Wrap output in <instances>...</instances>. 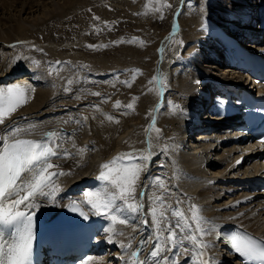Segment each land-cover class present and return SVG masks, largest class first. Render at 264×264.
I'll list each match as a JSON object with an SVG mask.
<instances>
[{"label":"bare ground","instance_id":"1","mask_svg":"<svg viewBox=\"0 0 264 264\" xmlns=\"http://www.w3.org/2000/svg\"><path fill=\"white\" fill-rule=\"evenodd\" d=\"M72 1L26 0L27 5L21 7L19 13H16L17 15L6 16L2 25H0V82L3 83L0 84V88L19 84L21 87L28 88L27 95L32 101L29 107L19 108L10 120H6L5 126L12 122H16L25 128L29 124H34L36 127L33 134L22 138L37 140L42 139L43 133L48 131L75 132L76 135L73 137L76 144L75 148L72 147V141L64 140L60 143L63 148L68 149L73 154L80 148L85 149L82 155H73L70 158L53 157V164L59 165V168L50 171H64L71 174L54 178L59 186L56 200L41 198L38 201L39 207L35 212L40 215L49 214L51 216L61 210L68 201L78 200L80 202L84 199L83 193L92 189L91 185L94 184V179L99 176L102 164L124 153L136 152L137 156L142 153L144 156L149 157V162L146 169L141 172L137 185V200L141 199L139 195L141 192L144 194L142 199L144 213L141 217H134L132 214L126 213L125 215L128 216L131 224L129 226L115 225L117 232L123 231L125 235H113L114 242L108 243L107 241L109 245H117L118 250L115 252H120L117 257L121 263H119L117 257L115 258L116 253H113L107 256H91L94 259L87 260L88 264H125L128 256L121 249L120 240L127 244L132 237H135L132 240V249L129 250L131 251L137 246L142 247L140 245L141 241L149 238L155 239V226L151 219L153 209L156 210L157 216L163 213L171 223L175 224L176 219L172 216L174 207H172L173 204L169 206L170 202H168L174 201L175 196L176 201L182 202L176 203L175 208L179 207L181 211L190 216V206H198L202 209L201 215L208 221L214 222L216 233L224 225L242 224L264 237V199L257 196L253 197L245 190H239V186L235 181L236 178L263 173L264 163L256 160L247 161L243 167L236 166L234 164L235 159L241 154H245L248 160V152L239 145H229L227 137L230 134L220 127L214 129L217 133L214 139L204 140L203 137H206L208 133L192 134L193 139H190V141L187 138L189 134L193 133L190 131V125L194 122L193 118L197 114V110L199 111L201 108L200 101L205 95L203 91L207 89L211 77L221 80L246 78L243 74L235 73V70H232L231 67H225V65L223 68H226L229 74L227 73V76L224 74L215 75V70L219 67V64H217L219 61L213 58V54L216 53L218 56L219 52L217 45H215L217 40L212 39L198 28L201 20L207 17L216 20L212 16L213 14L218 16L225 13H228L231 18H243L245 16L253 20L258 5H261V19L264 20V0L259 2L256 0H196V4L197 2L200 3V8L197 5L193 6L192 2L191 5H183L182 9L184 11L182 12L187 13V15L185 17L183 16L185 13H183L179 19L174 18L176 22L172 25V31L179 30V25H183V32L187 34V39L185 42L180 39V43L176 39L174 48L171 45L166 46V41H164L166 48L164 47L161 50L163 53L162 60L156 53L157 59L152 67L157 75L160 74L159 81L162 87V92L158 93L159 106L156 119L163 126L162 128L165 127L166 130L161 132L162 129L159 130V127L157 128L153 121L149 124L148 121L144 131L140 128L143 131L140 132L141 134L139 128H135L140 125L135 116L132 115L133 110L126 108L123 113L122 110L121 112L118 110L119 107L116 110H109L103 105L97 106L98 108L92 107L95 106L94 104L78 106L79 102L73 104V99L66 100L65 93L63 94L57 90L50 96V91L47 88H39L31 83L33 80L40 78L38 70L30 68L29 72L19 73L18 79L13 77L7 79L8 74L14 72L15 67H20L17 61L14 62L15 64L12 63L14 55H10L9 42L13 41L16 35L26 34V30L30 28L32 21L42 23L43 19L62 14ZM31 2L33 4H29ZM187 7L191 9L188 8L187 10ZM261 47L264 48V46ZM165 53L169 56H164ZM205 57H207L205 59L208 60L207 63L202 62ZM21 58H19L20 61ZM7 66L8 68L5 69ZM232 71L234 72L231 74ZM144 74L140 79L141 81L144 78L141 81L142 83L138 84V81L136 82V87L141 85L142 91L143 89H150L147 86L150 85V82L147 81L149 77L145 78ZM13 75L14 77L17 76L16 74ZM12 79L13 81H11ZM196 80H199L200 83L196 84ZM156 90L157 92L160 91L155 86V93ZM146 98L147 92H142L141 101H146ZM156 100L157 97H155ZM129 115L131 119L123 122L124 117ZM108 116H112L113 119L109 120ZM85 117H87L86 121L84 120ZM75 120H81L82 123L77 124L74 122ZM64 121L69 122L64 123ZM154 121H156L155 118ZM5 126H0V130ZM209 134L211 137L214 135L213 133ZM157 138L160 140V147L156 144L159 141H156ZM126 139L130 140L125 141ZM130 141L133 145L128 146L127 144ZM90 148L94 150H89ZM126 161L127 159L124 160L125 164L128 163ZM136 162L138 161H133V163ZM159 170L166 173V177L161 178L164 181L165 188H169V194L165 196L166 199H164L163 204L153 203L151 199L153 195H160V187L154 184L151 178ZM101 186L100 182L95 188ZM166 203L169 204L166 205ZM84 207L87 212H90L87 205H84ZM141 218L148 219L149 224H138V219ZM111 226V222L107 220L106 229ZM106 229L104 235H102L103 240L112 235L106 232ZM164 234L167 235V233ZM204 240L210 245H214V247L208 248L207 256L198 257L197 264H199L200 259H208L209 257H215L216 264L238 263V261L231 259L230 254L223 247L224 243L217 234L205 236ZM188 243L187 247L191 249V243ZM144 247L146 249L148 246ZM184 254L178 255V264H192L191 260H182ZM110 259L112 260L110 261Z\"/></svg>","mask_w":264,"mask_h":264},{"label":"snow or ice","instance_id":"2","mask_svg":"<svg viewBox=\"0 0 264 264\" xmlns=\"http://www.w3.org/2000/svg\"><path fill=\"white\" fill-rule=\"evenodd\" d=\"M89 47L95 46L89 45ZM35 63L38 66L39 62ZM61 63L57 61L56 65ZM67 83L71 85L73 81L69 79ZM124 83L131 86L128 81ZM195 83L199 84L200 81L196 80ZM27 92L28 88L19 84L0 88V126H5L6 120H10L12 115L28 102ZM92 94L101 95L99 92ZM116 106H120L119 101L116 102ZM127 108L131 109L133 105L128 104ZM108 119L112 120L113 117L108 116ZM84 120L86 121L87 117ZM68 122L64 121V123ZM74 122L82 123L81 120ZM35 127L34 124H29L25 128L12 122L0 130V264H32L35 240L34 216L35 210L39 207L38 201L41 198L55 201L59 186L54 178L71 174L64 171H50L59 168V165L53 164L52 159L53 157L70 158L73 155H82L85 151L84 148H80L73 154L60 143L64 140L72 141V147L75 148L76 144L73 141L75 132L48 131L43 133L40 140L22 138L32 135ZM125 159L128 161L127 164L124 163ZM135 160L139 162L133 163ZM148 162V156L142 153L137 156L136 152H131L102 164L97 177L102 186L85 191L84 199L79 203L74 201L71 205L73 211H79L80 204L87 205L91 215L103 217L111 222L112 226L106 229V232L112 234L107 236L108 243L114 242L113 235H125L123 231L117 232L115 225L131 224L126 213L134 217H141L144 213L142 202L144 194L143 192L139 194L141 199L138 201L137 185L141 172L146 169ZM152 182L160 188L164 187L163 180L159 176L152 177ZM152 200L153 203H164L163 199L156 195H153ZM21 206L24 210H21ZM189 211L190 216L179 207L174 208L172 216L176 219V223L173 224L163 213L157 216L156 210L153 209L151 219L155 226V239L149 238L140 242L142 246L151 247L148 258L151 259L152 264H178V255L184 253H188L186 260L197 264V258L207 256L208 248L214 247L204 240L205 236L217 234L214 222L203 217L202 209L196 205H191ZM80 215L85 220L89 219V215L83 211H80ZM138 224L148 225L149 220L138 219ZM4 229L12 230L10 240L5 239ZM134 239L135 237H132L127 244L120 243L121 249L128 256L125 264H148V258L141 259L143 255L141 246L129 251L132 249ZM185 241L191 243V249L184 246ZM229 243L244 260L264 261V244L252 236L235 235L230 238ZM181 248H183L182 252ZM93 259V257L88 258L89 261ZM83 264H88V261H84ZM199 264H216V258L200 259Z\"/></svg>","mask_w":264,"mask_h":264},{"label":"rangeland","instance_id":"3","mask_svg":"<svg viewBox=\"0 0 264 264\" xmlns=\"http://www.w3.org/2000/svg\"><path fill=\"white\" fill-rule=\"evenodd\" d=\"M195 1L73 0L62 14H58L59 16L55 15L43 19V25L41 22L32 21L30 28L26 30V34L19 35L20 37L16 35L15 39L9 42L10 55H14L12 63L17 61L20 66L19 68L15 67L14 72H10L9 75L13 76L17 72L26 73L31 70L30 68L38 70L40 78L33 80L31 83L39 88H47L50 91V96L54 91L65 93V99H73V104L79 102L78 106L94 104L95 106L92 107L103 105L109 110H116L118 108L116 102L119 101L118 110L120 112L122 110L124 113L127 105L132 104L133 108L131 110L134 111L132 115L135 116L140 125L135 127L139 128V133H142L144 128L152 121L157 128L159 127V130L162 129L161 132H165L166 128H162L163 126L156 119L159 106L158 93L162 92L161 82L159 81L160 74L157 75L152 67L157 59V54L162 60L163 53L161 50L164 47L171 45L174 48L176 39L179 40V43L180 39L182 42L186 41L187 34L183 32V25H179V30H173L172 32V25L174 24L172 22L174 21L173 18L179 19L181 14L185 13L182 12L184 11L182 9L183 5H191L192 2L193 6L197 5L199 7L200 3L197 2L196 4ZM24 5H27L26 0H0V25H2L6 16L17 15L19 9ZM188 8L190 7H187V10ZM185 15L187 13L183 14V16ZM164 41H166V46ZM89 45L95 47H89ZM166 55L169 56L165 53L164 56ZM19 58H21V61ZM57 61L62 63L57 66ZM205 61V59L202 60L204 63L208 62V60ZM35 62H39L38 66ZM223 67L219 66L215 70V75L224 74L227 76L229 73ZM142 72L145 73V78L149 77L148 82L151 80L150 85H147L150 89H143V91L141 85L136 87V82L138 81V84H140L144 79L140 81ZM69 79L73 81L71 85L67 83ZM125 81L130 82L131 86H127L124 83ZM155 86L160 91L157 92L156 90L155 93ZM96 92L101 95L92 94ZM142 92H147V98L144 102L140 99ZM152 96L153 98H151ZM155 97H157L156 101ZM28 101L22 108L31 105V99H28ZM154 118L156 121H154ZM129 119H131L130 115L125 116L123 122ZM147 122L148 124H146ZM192 134L187 137L189 141ZM129 140L126 139L125 141ZM158 140L159 138L156 139V141ZM159 142L160 140L156 144L160 147ZM127 145H133L132 141L128 142ZM156 175L162 178L166 177V173L161 172V170L157 171L154 177ZM94 181L95 188L100 184V181L97 177ZM167 188L164 184V187L160 188L159 191V197L163 201L166 199L165 196L169 194V188ZM174 201H168L170 204L166 203V205L173 204L171 206L175 208L178 202L176 196Z\"/></svg>","mask_w":264,"mask_h":264}]
</instances>
